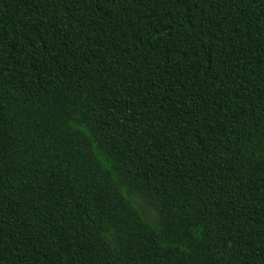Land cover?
<instances>
[{
  "label": "trees",
  "instance_id": "1",
  "mask_svg": "<svg viewBox=\"0 0 264 264\" xmlns=\"http://www.w3.org/2000/svg\"><path fill=\"white\" fill-rule=\"evenodd\" d=\"M0 264H264V0H0Z\"/></svg>",
  "mask_w": 264,
  "mask_h": 264
},
{
  "label": "rangeland",
  "instance_id": "2",
  "mask_svg": "<svg viewBox=\"0 0 264 264\" xmlns=\"http://www.w3.org/2000/svg\"><path fill=\"white\" fill-rule=\"evenodd\" d=\"M138 205H139V207H140L142 210L146 211L148 217H149L150 219H152V217H153V212H152L151 210H149V209L146 207V205H144L142 202H138Z\"/></svg>",
  "mask_w": 264,
  "mask_h": 264
}]
</instances>
